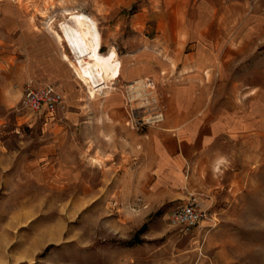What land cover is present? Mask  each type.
<instances>
[{"label": "rangeland", "instance_id": "374dc122", "mask_svg": "<svg viewBox=\"0 0 264 264\" xmlns=\"http://www.w3.org/2000/svg\"><path fill=\"white\" fill-rule=\"evenodd\" d=\"M70 13L123 64L96 98L57 42ZM49 86L55 118L23 103ZM201 120L209 196L171 164ZM0 264H264V0H0Z\"/></svg>", "mask_w": 264, "mask_h": 264}, {"label": "bare ground", "instance_id": "6f19581e", "mask_svg": "<svg viewBox=\"0 0 264 264\" xmlns=\"http://www.w3.org/2000/svg\"><path fill=\"white\" fill-rule=\"evenodd\" d=\"M69 19L64 21L59 32L56 33L57 42L68 45L71 51V58L68 60L80 79L89 87L92 96L98 94L99 82L102 81L105 88L112 81L113 76L110 70L114 65L108 58H102L97 53L99 48L98 33L95 26H92L86 19L70 13ZM113 56L116 53L113 52ZM148 89H154L153 84H143V81L137 80L130 86V96L142 95ZM161 121L162 115L155 117Z\"/></svg>", "mask_w": 264, "mask_h": 264}, {"label": "crops", "instance_id": "0c3cea01", "mask_svg": "<svg viewBox=\"0 0 264 264\" xmlns=\"http://www.w3.org/2000/svg\"><path fill=\"white\" fill-rule=\"evenodd\" d=\"M113 52L111 50L109 56L106 57L110 59V62L114 65V67L110 70V73L112 74L113 79L111 82H109L108 87L116 80L119 81L123 76V64H122L121 58L119 54L116 52H115L116 56L114 57ZM99 84H100V87L98 88V94L99 92H102V90L105 89L104 87L105 84H103L102 81H100ZM88 90H89V87H88ZM98 94L95 96H92L89 90V95H91L94 98H96ZM201 121L197 122L198 124L195 127L191 126L188 129L187 128H184L182 130L180 129L178 134L170 135V141L171 143H173V146H175L174 147L175 154L172 155V159H173V162H171L172 167L173 168L178 167V170L184 169L183 170L184 179L186 178V171H185L186 168L187 167L191 168L189 177L191 179L193 178L195 179L196 184H195V187H192V190H195L196 192H198L197 190H199V188L202 187V185H199L200 182L202 183L205 182L203 178L204 174H206L209 178V164H210L209 163V144H211L212 141L214 140V136L206 134L207 132H209V126H205V124H203V120ZM211 131H213V129H211L210 132ZM200 189L202 190V193L203 191L205 192L204 189L202 188ZM201 190L199 191V193L201 192ZM205 194L209 196V192H205ZM195 204H197L198 207H201L199 202H196Z\"/></svg>", "mask_w": 264, "mask_h": 264}, {"label": "built area", "instance_id": "2783aa9c", "mask_svg": "<svg viewBox=\"0 0 264 264\" xmlns=\"http://www.w3.org/2000/svg\"><path fill=\"white\" fill-rule=\"evenodd\" d=\"M63 102V95L55 87L49 86L42 89H29L23 103L34 114L55 118ZM205 217V212L195 205L188 204L174 212L172 222L192 229L200 225Z\"/></svg>", "mask_w": 264, "mask_h": 264}]
</instances>
